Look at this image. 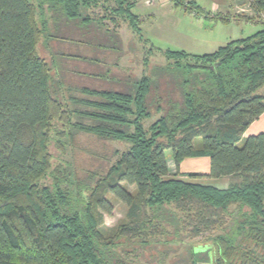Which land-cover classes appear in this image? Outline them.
I'll return each instance as SVG.
<instances>
[{"label":"trees","instance_id":"16d2710c","mask_svg":"<svg viewBox=\"0 0 264 264\" xmlns=\"http://www.w3.org/2000/svg\"><path fill=\"white\" fill-rule=\"evenodd\" d=\"M169 1L203 11L196 0ZM137 2L0 0V264H150L141 253L166 245L169 226L191 239L206 235L196 248H214L211 261L192 256L190 264H264V132L244 137L264 113V0H249L251 15L212 16L260 25L252 34L207 54L163 52L180 74L176 98L157 96L143 75L133 92L83 88L61 100L62 83L37 53L48 14L113 26L120 19L140 39ZM94 7L101 17L80 18ZM79 133L126 148L100 175L80 177L72 162ZM189 158H208L210 179L236 181L218 189L181 176ZM109 197L126 206L113 227L103 219Z\"/></svg>","mask_w":264,"mask_h":264},{"label":"rangeland","instance_id":"374dc122","mask_svg":"<svg viewBox=\"0 0 264 264\" xmlns=\"http://www.w3.org/2000/svg\"><path fill=\"white\" fill-rule=\"evenodd\" d=\"M38 2L40 0H30ZM138 0L132 10L136 15L145 19L141 22V38L126 22L118 19L119 25L113 26L109 21L81 22L64 19L58 12L49 13L43 37L37 45V53L44 58L52 68L56 83H62L61 100L68 96L81 97L80 89L114 90L133 92L143 75L149 76L151 87H156L157 96L169 94L172 98L178 96L175 88L179 72L167 69V60L163 52L166 50H184L190 54H207L227 42L252 34L260 25L249 22L231 21L221 23L212 16L216 12L233 16L237 13L251 15L249 0H226L222 6H215L218 0H196L203 9L202 13L185 12L174 7L168 0ZM215 3V4H213ZM212 5H214L212 7ZM96 18L102 16L100 7L91 8L83 12ZM153 92V88H152ZM258 93H264V87ZM60 94V93H59ZM152 97V96H151ZM66 101V100H65ZM148 120L146 125L156 119ZM260 124H264V119ZM262 131V130H261ZM255 127L244 134V137L257 135ZM255 133V134H253ZM125 143L105 141L84 133L76 138V148L73 150V166L80 177H85L88 171L100 175L109 163L114 160V150H124ZM105 158H102V156ZM170 176L175 173L169 151L165 152ZM106 158L110 160L106 161ZM209 159H185L181 176L190 173L196 175L191 178L201 183H211L207 174ZM94 174V175H95ZM188 179V177H182ZM236 179L225 178L218 181V187L226 189ZM224 183L226 185H224ZM134 187H129L133 190ZM221 189V188H218ZM112 204L110 214H104V225L115 226L125 215L126 206L122 202L109 197ZM169 242L166 245H152L141 255L142 263L147 261L155 264L160 259L163 264H190L192 256L201 260L205 257L212 260L215 256L214 248H196L199 244L209 243L206 235L188 238L185 234L169 226ZM200 252V253H199ZM159 257V258H158Z\"/></svg>","mask_w":264,"mask_h":264},{"label":"crops","instance_id":"0c3cea01","mask_svg":"<svg viewBox=\"0 0 264 264\" xmlns=\"http://www.w3.org/2000/svg\"><path fill=\"white\" fill-rule=\"evenodd\" d=\"M168 1V0H167ZM167 1H165L166 3H167ZM218 2L219 3H213V4H215V6H222L223 4H225V2H226V0H218ZM214 5H212V7H213ZM139 16V15H138ZM145 20V19H144ZM143 20V21H144ZM264 119V113L257 119V120H255V121H253V123H251L250 125H249V127L247 128V130L245 131V133L246 132H248L250 129H253L254 127H255V133H257V132H259V131H261L262 133L264 132V124H260L261 122H259V121H262ZM244 133V134H245ZM255 133H253V134H255ZM190 159H192V158H190ZM193 159H196V160H198V159H202V158H193ZM182 163L183 162H181V164H180V171L181 172H185L184 170H183V168H182ZM206 169H207V171H204L203 173H205V174H207V172H208V170H209V164H208V168H207V166L205 167ZM222 179H225V178H220V179H208V180H210L211 181V183H206L207 185H212V186H214V187H216V188H221V189H223L222 187H218V181H222ZM199 182V181H198ZM205 184V183H204ZM224 185H226L225 183H224Z\"/></svg>","mask_w":264,"mask_h":264}]
</instances>
